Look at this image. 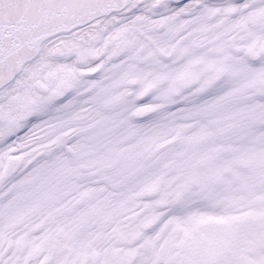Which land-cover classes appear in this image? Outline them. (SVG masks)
<instances>
[{
    "label": "snow or ice",
    "instance_id": "obj_1",
    "mask_svg": "<svg viewBox=\"0 0 264 264\" xmlns=\"http://www.w3.org/2000/svg\"><path fill=\"white\" fill-rule=\"evenodd\" d=\"M0 264H264V0H0Z\"/></svg>",
    "mask_w": 264,
    "mask_h": 264
}]
</instances>
